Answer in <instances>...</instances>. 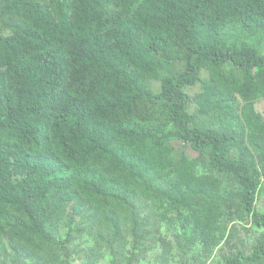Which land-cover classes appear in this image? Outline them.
<instances>
[{
    "label": "trees",
    "instance_id": "trees-1",
    "mask_svg": "<svg viewBox=\"0 0 264 264\" xmlns=\"http://www.w3.org/2000/svg\"><path fill=\"white\" fill-rule=\"evenodd\" d=\"M263 100L264 0H0V264H53L93 224L124 253L127 221L132 264L167 220L181 260L264 264ZM242 222L263 233L229 253Z\"/></svg>",
    "mask_w": 264,
    "mask_h": 264
},
{
    "label": "rangeland",
    "instance_id": "rangeland-1",
    "mask_svg": "<svg viewBox=\"0 0 264 264\" xmlns=\"http://www.w3.org/2000/svg\"><path fill=\"white\" fill-rule=\"evenodd\" d=\"M168 35V33L164 34L166 38H168ZM181 48L185 50L183 46H181ZM179 57L180 59L174 60L172 62L160 63V66L165 74L177 76L188 69V58L187 56L185 57V52L179 51ZM207 78H209L208 74L205 73L202 75V80ZM147 83L148 86L156 93L160 92L161 83L159 81L147 80ZM201 90L202 86L201 84H198L194 88L188 89L186 93L190 98H193ZM258 108L264 114V100L260 102ZM190 110L195 112L196 107L192 104ZM151 111V104L142 103L137 111V115L140 117H146ZM200 124L204 127H207L212 124V120L210 118H204L200 121ZM169 146L170 149H172L171 155L174 159L172 160L173 165L185 155H189L193 158L198 156V154L191 148L186 147L184 144H181L176 140H172L169 143ZM138 207L139 209H143L145 205H138ZM257 207L258 210L264 211V187L259 195ZM144 210L149 213L147 209ZM182 227V223L171 222V220L161 223L155 232V237L151 239L145 235L147 239V245L145 246L147 248V252L145 254H141L140 251L137 252V258L133 259L132 264H221L223 257L220 250L223 246H225V242H223L216 249L212 258L207 262H203L205 261L204 256H201V258L198 257V260L195 261H193L190 256L184 257L181 260L179 255L180 250L178 245V237L183 234ZM237 227L239 228V231L230 240L229 246L226 247V251L229 253L239 252L240 250L252 247L263 233L262 229L256 228L254 225H250V222H248V224L244 222L238 223ZM131 228L132 223L130 221H127L125 224L122 222L119 225L121 233L126 234V243L123 250L124 253L120 252V249L122 250L123 248H117L119 244L109 246L111 239L102 235L103 231H105L107 234L112 232V225L100 226L99 224H93V227L90 229H94V232L91 230L89 231L93 232V234L89 233L82 238H76V244L71 243L70 245L66 246L65 250L63 249L56 257L53 264H129V259L132 256L133 242ZM96 229H100L101 234H98L99 232H97ZM59 236L63 238L65 236V232H61ZM95 237H99L100 239ZM162 237L167 240V249H169L167 254H164L166 247L163 246L161 242H159ZM171 242V245L168 244Z\"/></svg>",
    "mask_w": 264,
    "mask_h": 264
}]
</instances>
